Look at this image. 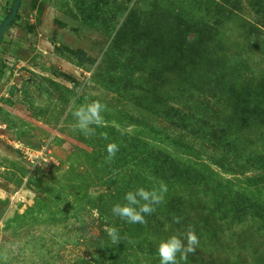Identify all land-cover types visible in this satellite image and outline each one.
<instances>
[{
	"label": "rangeland",
	"instance_id": "1",
	"mask_svg": "<svg viewBox=\"0 0 264 264\" xmlns=\"http://www.w3.org/2000/svg\"><path fill=\"white\" fill-rule=\"evenodd\" d=\"M73 99L107 105L95 136L72 130ZM160 181L146 225L112 215ZM189 224L187 264H264V0H23L0 44V264H159Z\"/></svg>",
	"mask_w": 264,
	"mask_h": 264
},
{
	"label": "clouds",
	"instance_id": "2",
	"mask_svg": "<svg viewBox=\"0 0 264 264\" xmlns=\"http://www.w3.org/2000/svg\"><path fill=\"white\" fill-rule=\"evenodd\" d=\"M107 105L99 100L85 101L77 103L76 99L71 102L69 112L74 123L72 130L78 131L86 138L96 135V129L105 126L104 113ZM107 139V134H102ZM120 145L110 142L106 145V163L115 160ZM168 191L165 182L160 181L158 186L145 188L143 186L128 190L123 196V203L117 202L111 207L114 217L129 224H147V216L152 215L159 205L164 203L165 195ZM174 223H181L182 217L174 215ZM105 232L113 245L122 241L118 228L114 226L106 227ZM199 246V238L195 227L187 225L180 234H173L166 239L160 240L156 252L159 257V264H187L188 256L194 254ZM6 264V262H5Z\"/></svg>",
	"mask_w": 264,
	"mask_h": 264
},
{
	"label": "trees",
	"instance_id": "3",
	"mask_svg": "<svg viewBox=\"0 0 264 264\" xmlns=\"http://www.w3.org/2000/svg\"><path fill=\"white\" fill-rule=\"evenodd\" d=\"M14 2H15V0H13L12 6L14 5ZM21 5H22V3H21ZM219 13L220 14L227 13L226 8L225 7H222ZM14 21H15V19L11 22L10 27L12 26V24L14 23ZM195 33H196L195 34V40H196L198 38V36L200 35V33H198V31H195ZM199 58L202 60V62L207 63L208 64L207 67H211V69H214V66L215 65H217V64H219V63H221L223 61L224 62H227L226 54L219 55V53L217 52L216 48L215 47H211V46H204L203 50L199 54ZM196 67H199L198 61H197ZM204 134L206 136H209L210 137L211 131H209V134H206L205 132H204ZM211 138H215V143L217 144L218 147H220V148L221 147L222 148H231V153H233L234 155H238V153H239V151L237 150L238 147L234 144L235 143V140L232 138V136H231V139H230L229 136H227L226 139H225V135H223L221 137V139H218L217 137H214V136H212ZM259 155L261 156L262 153H260ZM248 160H250V162L253 163V161H255L257 159H256V157L253 156V154H251L250 156H248ZM239 214H242V210L239 211Z\"/></svg>",
	"mask_w": 264,
	"mask_h": 264
},
{
	"label": "water",
	"instance_id": "4",
	"mask_svg": "<svg viewBox=\"0 0 264 264\" xmlns=\"http://www.w3.org/2000/svg\"><path fill=\"white\" fill-rule=\"evenodd\" d=\"M21 3H22V0H15L11 12L0 24V44H1V41L3 39L4 34L9 30L11 22L17 16L19 9H20V6H21Z\"/></svg>",
	"mask_w": 264,
	"mask_h": 264
}]
</instances>
